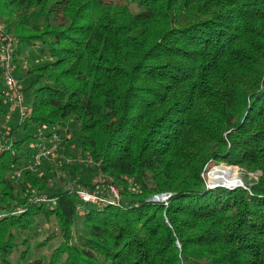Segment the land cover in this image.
Returning a JSON list of instances; mask_svg holds the SVG:
<instances>
[{"label": "trees", "instance_id": "obj_1", "mask_svg": "<svg viewBox=\"0 0 264 264\" xmlns=\"http://www.w3.org/2000/svg\"><path fill=\"white\" fill-rule=\"evenodd\" d=\"M0 20L40 57L22 127L69 133L121 196L78 198L65 185H95L74 158L53 187L14 178L31 136L17 139L0 157L3 263L264 264V0H0ZM213 160L245 186L208 188ZM161 193L167 205L147 201ZM40 219L55 226L32 244Z\"/></svg>", "mask_w": 264, "mask_h": 264}, {"label": "rangeland", "instance_id": "obj_2", "mask_svg": "<svg viewBox=\"0 0 264 264\" xmlns=\"http://www.w3.org/2000/svg\"><path fill=\"white\" fill-rule=\"evenodd\" d=\"M0 40L1 46L10 40L11 43V50H8V54L11 53V65H12V73H10V76L15 81V87H13L9 92H7L6 83L4 81V73L2 67H6L7 60L5 55H0V144H8L9 142L13 141V147L10 150L5 149L0 155L7 154H16L17 155V145L15 142L17 139L25 138L30 135V139L25 143L26 146L22 145L19 150V162L21 163L19 166L16 167L13 174L16 170L22 169L21 176L17 177L15 174L13 175L14 178H21L24 171H31L37 176L39 179L44 180L47 179L50 183V186L53 187L56 185L58 179L63 174V171H60V167L64 163V160H67L68 162L71 161V158L75 159V162L77 163L78 171H79V177L80 179L86 181L84 176H88V182L95 185L93 190H97L100 193L103 194H109V187L112 185L114 186L115 190L119 193L118 186L111 177H107L104 174L98 173L96 169L94 168V162L91 160L88 154L83 153L75 144V140L70 139L69 133H65V131L61 130L59 131L55 127H48L44 128L41 127L42 130L39 133V130L35 127V125L30 124L27 125L26 128H23L22 126L27 122V118L31 116V106L29 104V101H27V94L29 93L28 90H25V87L30 82V78L26 75L29 68L40 64V57L38 52H36L35 48L32 49L27 45L22 46L20 42L18 41V38L14 36L12 33H10L7 29V25L0 20ZM1 51V50H0ZM17 83V84H16ZM7 92V95H5V92ZM15 93L16 95L21 97V107L25 111V114H22L20 112L19 108L13 109L12 102L9 99V96ZM28 115V116H26ZM29 122V121H28ZM18 127L17 133H13V130ZM53 129V130H52ZM58 130V131H57ZM44 131V132H43ZM45 131H53V135H46L47 133ZM56 136L57 139V150L52 154L48 153L46 154L45 158H43L39 163H34V158L32 157V149H35V145H33V142L37 143V140H43L44 144L50 145V141L52 140V136ZM16 144V145H15ZM70 145V146H69ZM36 150V149H35ZM65 152H67L65 154ZM0 156V157H1ZM27 158V159H26ZM45 159V160H44ZM28 167H32L29 169ZM216 167H224L226 169V174L223 176L221 175L220 178L223 179V181H217L212 178L210 175V171L213 168ZM71 169V168H70ZM228 169V170H227ZM230 169V170H229ZM235 169V170H234ZM81 172V173H80ZM83 173V174H82ZM258 173L249 174L250 178H256ZM81 175H84L83 177ZM203 179H205L207 187L208 188H215V187H224L227 189H234L236 187L245 186L244 185V176L246 173H244V170L236 165V164H230L225 161L221 160H213L210 161L203 172ZM232 175V177H231ZM219 177V176H218ZM235 178V179H234ZM226 179V180H225ZM228 179V181H227ZM231 180H235L233 183L229 182ZM131 186L135 185L136 182H134V179L131 178ZM233 184V185H232ZM67 189L75 190L76 193L77 190L80 188L90 189L88 186L83 185L81 182L76 181L74 183H69L68 185H65ZM135 188H131L133 191L136 190ZM161 194H167L168 193H161ZM47 195V194H42ZM78 195V193H77ZM36 196V195H35ZM79 196V195H78ZM120 196V193L119 195ZM156 196L152 195L150 198L147 199V201H150L152 197ZM171 196V194L169 195ZM121 197V196H120ZM80 198V197H78ZM168 201V199H167ZM156 203V201H155ZM162 203L164 205H167L168 202H158ZM1 213V212H0ZM4 217V216H2ZM54 224L47 225V222L43 219H40L39 222L31 227V230L34 231L35 236H33L32 244L37 242L38 240H42L45 237H49L51 233V229L54 228ZM26 232H22L21 235L28 236V234H25ZM30 233V231H28ZM18 235V246L19 249H23V247L20 245L21 237ZM58 240H52L49 242V244L45 247H43L39 253H47L49 252L53 247H55L58 244ZM20 245V246H19ZM179 247L181 245L179 244ZM28 259L26 260H18V251H14L10 257H8V262L3 263L0 259V264H27Z\"/></svg>", "mask_w": 264, "mask_h": 264}, {"label": "built area", "instance_id": "obj_3", "mask_svg": "<svg viewBox=\"0 0 264 264\" xmlns=\"http://www.w3.org/2000/svg\"><path fill=\"white\" fill-rule=\"evenodd\" d=\"M10 40H8L7 43L3 44L0 47V55H5L7 64L6 67H2L3 73H4V81L6 83L7 92H9L13 87H15V81L10 76V73H12V65H11V53L8 54V50L12 51ZM17 84V83H16ZM5 91H3L4 93ZM7 92H5V95H7ZM10 101L12 102L13 109L19 108L20 112L22 114H25V111L21 107V97L16 95L15 93H12L9 96ZM28 116V115H26ZM54 134V133H53ZM52 134V135H53ZM57 139L56 136H52V140L50 141V145L44 144L43 140H37V143L35 144V151L33 152L32 157L34 158V163H39L43 158H45L46 154L48 153H54L57 150ZM13 141L9 142L8 144H0V154L5 150H10L13 147ZM5 148V149H4ZM1 156V155H0ZM31 169L32 167H28ZM22 169L16 170L15 175L17 177L21 176ZM77 193L80 197V199L83 202L93 203L97 205H105V204H119L121 197L118 196L119 193L115 190L114 186L109 187V194H103L100 193L97 190H88L84 188H80L77 190ZM170 195V194H169ZM169 195L167 194H156V196L152 197L150 201L152 202H167V199L169 198ZM52 201V199H49L47 195H36L32 198L31 202L34 203H48ZM0 218L2 216H5L6 214L0 211Z\"/></svg>", "mask_w": 264, "mask_h": 264}, {"label": "bare ground", "instance_id": "obj_4", "mask_svg": "<svg viewBox=\"0 0 264 264\" xmlns=\"http://www.w3.org/2000/svg\"><path fill=\"white\" fill-rule=\"evenodd\" d=\"M228 170V169H227ZM230 170V169H229ZM235 170V169H234ZM227 172H226V169L224 168V167H216V168H213L211 171H210V175L212 176V178L214 179V180H217V181H223V179L222 178H220L221 177V175L223 174V176L226 174ZM219 176V177H218ZM231 177H232V175H231ZM235 179V178H234ZM226 180V179H225ZM227 181H228V179H227ZM235 180H231V181H229L230 183L232 182H234ZM233 185V184H232Z\"/></svg>", "mask_w": 264, "mask_h": 264}]
</instances>
